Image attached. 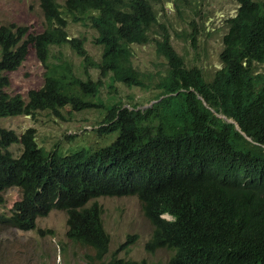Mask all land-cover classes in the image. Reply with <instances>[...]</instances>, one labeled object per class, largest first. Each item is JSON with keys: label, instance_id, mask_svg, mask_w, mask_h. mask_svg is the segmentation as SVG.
I'll return each mask as SVG.
<instances>
[{"label": "trees", "instance_id": "1", "mask_svg": "<svg viewBox=\"0 0 264 264\" xmlns=\"http://www.w3.org/2000/svg\"><path fill=\"white\" fill-rule=\"evenodd\" d=\"M235 2L210 80L201 68L186 66L159 23L165 8L178 18L185 9L197 15L204 0H39L41 33L0 26V118L60 116L66 107L68 114L104 111L100 132L115 134L106 146L63 152L39 146L33 128L17 135L0 126V192L21 194L8 218L12 227L33 230L37 218L60 210L66 236L94 251L86 264H145L114 253L106 260L110 237L96 202L135 196L154 227L146 248L171 249L168 264H264V0ZM182 19L195 48L196 18ZM72 22L95 31L99 59L88 53L85 37L68 35ZM151 44L166 70L145 72L133 64L132 47ZM55 47L69 48L79 64L52 54ZM30 49L44 67V83L25 101L4 88L6 73ZM117 85L154 90L152 107H125ZM14 144L21 145L19 155L9 151Z\"/></svg>", "mask_w": 264, "mask_h": 264}, {"label": "rangeland", "instance_id": "2", "mask_svg": "<svg viewBox=\"0 0 264 264\" xmlns=\"http://www.w3.org/2000/svg\"><path fill=\"white\" fill-rule=\"evenodd\" d=\"M63 5V0H57ZM202 10L194 15L189 9L184 10V15L174 13L172 9L165 8L161 13L160 25H165L171 34V42L175 51L186 56V66H197L205 73L206 80H210L214 72L220 67L219 54L222 49V37L226 33L225 20L234 15L235 0H204ZM207 11L206 14L203 12ZM194 16L197 23L195 33V48L190 40L185 37L182 30L189 29L182 17ZM214 17L216 19H214ZM211 22H208L209 19ZM206 20L207 24H204ZM190 23V22H189ZM188 23V24H189ZM14 24L26 26L33 35L44 30V17L39 0H0V26ZM195 30V27H194ZM191 32V31H189ZM67 33L70 37H85V47L94 58H100V48L93 44L96 33L89 27L80 23H70ZM159 37V34H158ZM133 64L143 71L167 69L165 61L155 53V46H134ZM52 54L64 57L76 65L80 60L67 47H55ZM157 64V65H156ZM160 64V66H158ZM44 67L37 59L34 49H30L23 64L14 72L6 73L9 86L4 91L9 96L19 95L27 101L30 90L43 86ZM95 78L97 73L93 72ZM118 101L125 107L145 109L152 107L154 90L126 88L117 85ZM108 88H103L101 96L106 99ZM69 108L61 110L57 116L49 111H41L35 118L15 116L0 118V126L13 130L21 135L28 128L35 130L36 142L39 146L68 151L74 145L78 148L97 149L108 145L115 134L100 132L99 124L103 119L104 111H88L68 114ZM236 128L237 125H236ZM13 155H19L21 145L14 144L9 148ZM21 195L17 189L0 192V264H86L94 251L66 237V214L60 210L51 211L46 217L37 220L39 231H20L11 226L8 218L12 207ZM102 207L103 226L110 237L109 252L106 260L114 253L118 259L143 261L145 264H168L172 257L169 248L149 251L146 248L150 240L153 227L143 215L136 197H102L96 200ZM163 218L170 219L164 214ZM135 236L132 244L126 251L120 246L128 237Z\"/></svg>", "mask_w": 264, "mask_h": 264}, {"label": "clouds", "instance_id": "3", "mask_svg": "<svg viewBox=\"0 0 264 264\" xmlns=\"http://www.w3.org/2000/svg\"><path fill=\"white\" fill-rule=\"evenodd\" d=\"M40 89V88H39ZM36 90H38V89H36ZM14 189V188H13ZM21 195V194H20ZM135 197V196H134ZM137 198V197H136ZM137 200H138V198H137ZM17 202V201H16ZM138 202H139V200H138ZM139 204H140V202H139ZM140 207H141V205H140ZM53 211V210H52ZM141 211H142V209H141ZM63 212V211H62ZM65 213V212H64ZM143 213V212H142ZM66 214V213H65ZM144 215V214H143ZM166 215H168V214H166ZM162 218H163V215L161 216ZM168 217H170L169 215H168ZM40 218H44V217H39V218H37L36 219V222H37V220L38 219H40ZM171 218V217H170ZM101 219H102V216H101ZM165 219V218H164ZM166 220H170V219H166ZM35 222V224H36V228L35 229H33V230H28V231H39L38 229H37V223ZM102 224H103V222H102ZM66 226H67V216H66ZM104 227V226H103ZM153 227V226H152ZM16 229H18V228H16ZM105 229V228H104ZM153 229H154V227H153ZM18 230H20V229H18ZM67 230H68V226H67ZM20 231H23V230H20ZM24 232H26V231H24ZM153 232V231H152ZM66 233H67V231H66ZM67 237V236H66ZM68 238V237H67ZM69 239V238H68ZM72 241V240H71Z\"/></svg>", "mask_w": 264, "mask_h": 264}]
</instances>
